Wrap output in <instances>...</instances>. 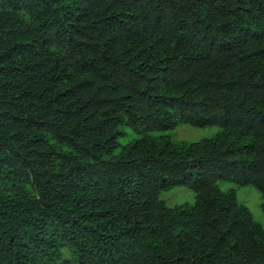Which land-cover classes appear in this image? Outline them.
Wrapping results in <instances>:
<instances>
[{
    "label": "trees",
    "instance_id": "16d2710c",
    "mask_svg": "<svg viewBox=\"0 0 264 264\" xmlns=\"http://www.w3.org/2000/svg\"><path fill=\"white\" fill-rule=\"evenodd\" d=\"M217 181L264 212V0H0V264H264Z\"/></svg>",
    "mask_w": 264,
    "mask_h": 264
},
{
    "label": "rangeland",
    "instance_id": "374dc122",
    "mask_svg": "<svg viewBox=\"0 0 264 264\" xmlns=\"http://www.w3.org/2000/svg\"><path fill=\"white\" fill-rule=\"evenodd\" d=\"M217 127H191L189 125L180 124L177 125L173 130L166 131L172 141H196L203 137H210L215 134ZM128 131V130H126ZM150 135H156V132H150ZM139 136V134L128 133V137L120 138L119 143L123 144L127 139ZM117 147L116 150H118ZM216 185L219 190L225 191L227 189H234L236 191L237 199L242 202L250 212L252 218L264 228V212L260 209L261 197L259 192L252 186H237L233 183L226 181H217ZM159 198L163 201L166 206H172L177 204H190L193 202L194 193L192 190L183 187H173L165 192H162ZM64 256L67 254L63 250Z\"/></svg>",
    "mask_w": 264,
    "mask_h": 264
}]
</instances>
